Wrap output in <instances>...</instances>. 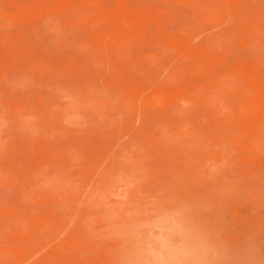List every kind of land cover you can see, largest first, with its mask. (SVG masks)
Listing matches in <instances>:
<instances>
[{
    "label": "rangeland",
    "instance_id": "374dc122",
    "mask_svg": "<svg viewBox=\"0 0 264 264\" xmlns=\"http://www.w3.org/2000/svg\"><path fill=\"white\" fill-rule=\"evenodd\" d=\"M0 264H264V0H0Z\"/></svg>",
    "mask_w": 264,
    "mask_h": 264
}]
</instances>
